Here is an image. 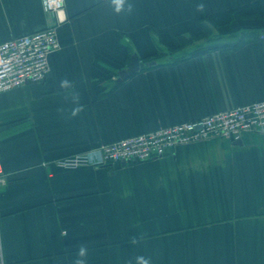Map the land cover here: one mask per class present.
Returning a JSON list of instances; mask_svg holds the SVG:
<instances>
[{"label":"crops","instance_id":"crops-1","mask_svg":"<svg viewBox=\"0 0 264 264\" xmlns=\"http://www.w3.org/2000/svg\"><path fill=\"white\" fill-rule=\"evenodd\" d=\"M131 2V14H116L106 0H64L48 75L0 92L5 264H75L81 244L87 264L137 256L264 264V132L179 144L145 161L58 165L100 143L264 99V37L159 62L206 23L222 33L263 31L264 0ZM55 22L42 0H0V44ZM133 53L155 64L118 82ZM63 79L73 87L60 88Z\"/></svg>","mask_w":264,"mask_h":264},{"label":"built area","instance_id":"built-area-1","mask_svg":"<svg viewBox=\"0 0 264 264\" xmlns=\"http://www.w3.org/2000/svg\"><path fill=\"white\" fill-rule=\"evenodd\" d=\"M44 9L56 16L53 25L13 36L0 44V92L29 82H40L48 75L49 54L59 47L57 26L66 20L61 14L64 0H42ZM262 37V36H261ZM264 132V99L232 106L193 120L160 126L156 129L100 143L87 150L60 158L66 170L80 166H105L158 158L179 144L222 137L235 142L247 131ZM6 176L0 162V184ZM0 264H5L0 235Z\"/></svg>","mask_w":264,"mask_h":264},{"label":"rangeland","instance_id":"rangeland-1","mask_svg":"<svg viewBox=\"0 0 264 264\" xmlns=\"http://www.w3.org/2000/svg\"><path fill=\"white\" fill-rule=\"evenodd\" d=\"M203 25V30L199 33V35H195V37L189 38V43L187 44L186 39L183 42L188 47H178L176 49H164L165 54L160 58V61L166 62L169 61L171 58H176L182 54H186L189 52H193L198 50L200 47H207V48H214V47H221L227 44L233 43L234 39L226 38L227 34L229 33H222L219 32L218 29H214L212 25ZM234 33V32H233ZM231 34V33H230ZM223 36V37H222Z\"/></svg>","mask_w":264,"mask_h":264},{"label":"clouds","instance_id":"clouds-1","mask_svg":"<svg viewBox=\"0 0 264 264\" xmlns=\"http://www.w3.org/2000/svg\"><path fill=\"white\" fill-rule=\"evenodd\" d=\"M107 3L110 4V6L113 7V10L116 14H120L122 12H126L128 14H131L134 10V5L131 2V0H106ZM201 9L203 8V5L199 6ZM59 87L62 89H71L73 87V84L68 79H63L59 83ZM72 102L74 105H77L76 107H73L70 115L71 117L75 118L77 117L80 112L82 111V108L79 106V94L74 93L71 97ZM131 243L135 244L137 243L136 239H133ZM77 259L75 261V264H87V256H88V248L87 246L81 244L78 247V251L76 253ZM135 264H152V261L150 258L145 256H137L135 258Z\"/></svg>","mask_w":264,"mask_h":264},{"label":"trees","instance_id":"trees-1","mask_svg":"<svg viewBox=\"0 0 264 264\" xmlns=\"http://www.w3.org/2000/svg\"><path fill=\"white\" fill-rule=\"evenodd\" d=\"M263 36L264 37V32L262 30H260V28H250V27H242L240 29H238L237 31H235L234 33H229V35L227 34L226 38H230V39H234L231 44H227L226 47L225 46H221L220 48H233L239 45H241L247 38H257L259 36ZM223 37V36H222ZM205 49H208L207 47H200L198 50L193 51V52H189L186 54H182L176 58H171L169 61L166 62H172V61H177L181 58H183L186 55L189 54H194V53H198L199 51H204ZM153 58H157V56L152 57L150 59ZM149 59V60H150ZM163 63V61H161Z\"/></svg>","mask_w":264,"mask_h":264},{"label":"water","instance_id":"water-1","mask_svg":"<svg viewBox=\"0 0 264 264\" xmlns=\"http://www.w3.org/2000/svg\"><path fill=\"white\" fill-rule=\"evenodd\" d=\"M263 32H264V29H263ZM153 64H155V61H149V62H145L141 64L137 56L133 53L131 55V61L129 62L128 66L119 72V78L117 81L120 82L121 80L126 79L130 74L139 70L140 68L145 67L147 65L150 66ZM235 143H240V140H236ZM122 164H124V162H122Z\"/></svg>","mask_w":264,"mask_h":264}]
</instances>
